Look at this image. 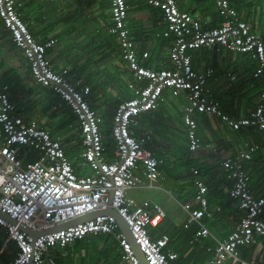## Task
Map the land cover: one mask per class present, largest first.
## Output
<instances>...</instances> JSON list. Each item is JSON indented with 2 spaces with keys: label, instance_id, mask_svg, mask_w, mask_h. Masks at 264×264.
<instances>
[{
  "label": "built area",
  "instance_id": "obj_1",
  "mask_svg": "<svg viewBox=\"0 0 264 264\" xmlns=\"http://www.w3.org/2000/svg\"><path fill=\"white\" fill-rule=\"evenodd\" d=\"M111 1L113 25L110 32L119 38L124 58L135 78L129 88L137 94L122 100L116 109L111 133L116 148L114 158L107 160L103 155L100 124L88 101L91 87L72 82L67 68L56 70L47 54L56 40H36L16 12L15 0H0V17L28 60L35 82L53 89L78 117L85 146L82 156L92 170L89 175H78L61 141L54 138L49 129L40 126L37 119L20 114L10 99L9 86H0V226L6 228L9 239L15 241L18 248L12 260L0 264H58L51 254L55 247L101 234H112L118 239L122 259L127 264H143L133 240L148 264H176L178 254L168 248L169 235L154 238L150 232L166 215L165 210L149 200L139 203L129 194L133 188L145 184L141 172L150 184L162 177L163 160L136 136L141 116L159 109L167 100L168 91L171 96L183 97V121L191 151L210 147L198 133V114L217 117L235 130L253 126L264 131V88L252 113L236 118L223 111L212 95L208 80L213 70L197 71L192 65V53L196 49L216 47L252 56L257 62L254 76L264 78V34L249 29L231 0H213L223 20L221 26L211 28H203L197 15L181 10L176 0H147L163 11L167 22V28L157 35L174 38L170 49L173 66L162 69L140 62L139 55L148 58L149 52H138L127 28V0ZM145 139H151L150 132ZM246 145L247 150L223 160V167L233 179L230 195L237 200L243 216L228 238L215 239V246L207 248L213 256L206 264H225L226 260H231L232 264H253L242 260L240 248L254 243L256 235L264 238V195L253 194L251 177L243 164L244 159L252 158L259 145L249 142ZM197 185L199 207L191 201L183 204L189 218L199 226L192 239L194 243L214 237L203 221L212 216L206 197L208 187L201 180ZM108 208L115 209L125 220L132 237L121 230L114 215L102 213ZM94 212L100 213L54 229Z\"/></svg>",
  "mask_w": 264,
  "mask_h": 264
},
{
  "label": "crops",
  "instance_id": "obj_2",
  "mask_svg": "<svg viewBox=\"0 0 264 264\" xmlns=\"http://www.w3.org/2000/svg\"><path fill=\"white\" fill-rule=\"evenodd\" d=\"M176 1L181 10L197 15L203 28L220 24V17L214 5L207 1ZM15 2L16 12L27 23L36 40L41 42L56 40L54 46L47 50L48 57L56 70L67 68L69 76L75 78L80 75L79 79L72 80L73 82L79 81L91 87L92 84L104 79L108 82L102 84L107 88V95L115 96L120 92L117 90L118 80H125L128 86L135 81L124 58L118 36L110 32L113 24L111 0H15ZM231 2L237 9L240 19L247 22L252 32L264 34V0ZM127 4V28L136 41L138 52L140 54L144 51L149 52L148 58L139 55L140 62L155 69L172 67L173 63L169 56L172 45L166 44V39L170 38L157 35L167 28L163 11L149 4L147 0H127ZM77 38L80 40L77 41ZM192 55L193 66L197 71L209 68L213 70L208 86L213 97L220 102L223 111L236 118L249 116L258 104L259 92L261 93L264 88V78L254 76L256 60L248 54L216 47L201 48ZM148 60L153 61L152 66L147 64ZM0 70L5 75L4 79L9 74L17 76L20 88L29 85L28 79L37 85L32 80L34 78L28 60L15 45L11 32L1 18ZM230 75L235 76V79L232 80ZM90 76L96 79L93 83L88 82ZM102 86L100 84L97 90L99 95ZM168 97L171 98L168 104L164 103L161 108L143 114L138 128L135 129L136 136L143 139L156 156L163 160L160 165L162 177L150 184L141 172L145 184L133 188L129 194L139 203L149 200L165 210L166 215L157 226L150 228V232L154 238L163 234L169 235L168 248L178 254L176 264H206L213 256L207 248L215 246V239L228 238L243 216L237 200L230 195L233 179L229 171L223 167V160L227 157H236L241 151L247 150L246 142L258 144L259 148L252 158L244 159L243 164L251 177L253 194L256 197L263 196L264 131L253 126L235 130L217 117L208 115L206 122V116L198 114V133L203 142L210 144V147L191 151L188 148L186 126L183 121L185 100L183 97H180L183 101L175 99L169 91ZM56 106L51 103L49 108H56L59 112L65 109L62 105ZM20 109L26 116L29 111L39 113L41 110L40 107L29 110V106H21ZM95 112L99 113L97 110ZM33 118L49 129L47 120L44 121L38 116ZM57 119L59 117L55 119L56 122ZM201 121L205 122L207 129L200 128ZM172 128L177 130L176 134L171 131ZM73 132L75 134V131ZM149 132L151 139H145ZM68 135L69 133L65 137ZM104 141L103 138V144ZM113 141H107L105 145L109 153L105 155L107 160L114 158L116 143ZM73 162H76L74 169L78 175L92 173L81 155L75 156ZM192 169H197L198 172L195 173ZM199 180L208 187L206 197L212 216L204 218L203 221L214 237H206L202 242L194 243L192 239L199 226L189 218L183 204L191 201L195 207H199V201L196 199ZM174 192L177 196L173 195ZM170 201H178V206L174 204L177 212L172 209ZM262 217L264 218V213ZM0 233L8 237L3 226H0ZM101 235H88L85 237L87 242L82 243L78 249L73 246L78 240L69 245L71 255L77 260H87L90 257L84 255V251L89 243L92 244V239L98 237L97 250L103 260H108L107 264H127L122 259V248L118 239L112 234ZM12 242L16 251L7 262L12 260L18 251L15 241ZM55 250L54 248L51 254L56 260ZM240 253L243 261L261 264L264 262V238L256 235L255 242L241 246ZM110 254L113 258L109 257ZM225 264H232V261L226 260Z\"/></svg>",
  "mask_w": 264,
  "mask_h": 264
},
{
  "label": "trees",
  "instance_id": "obj_3",
  "mask_svg": "<svg viewBox=\"0 0 264 264\" xmlns=\"http://www.w3.org/2000/svg\"><path fill=\"white\" fill-rule=\"evenodd\" d=\"M205 1L214 5V8H215V4H214L213 0H205ZM215 10L217 12L216 8H215ZM217 14L220 17V21H219L220 24H218V26H215V27L221 26L222 20H223L218 12H217ZM2 22H3V20H2ZM112 23H113V21H112ZM173 42H174V38H172V37L170 39H166V44L170 43L172 45ZM50 48H48V50ZM201 48H205V47H200V48L196 49L194 52H196L197 50H199ZM167 53H169V50H167ZM154 58H156V56H154ZM152 63H153L152 60H148V62H147V64L150 66H152ZM192 65H193V59H192ZM256 65H257V63H256ZM29 68H30V66H29ZM69 75H70V73H69ZM4 76L5 75L0 70V86L2 84H7L9 86L10 99L13 103L16 104V106L19 108V113L22 115H25L20 109L22 106L21 99L23 100L22 96L24 93H28L29 96L30 95L44 96L45 99H47V98L49 99V97H53V100H54L53 103L55 104V106L58 103L63 102L61 97L53 89L49 88L48 86H43L41 84H37L34 79H32V80L37 85L32 84L31 80H30L28 86H24V87L20 88L19 87V80H18L17 76L14 77L13 74H9L5 77V79H4ZM79 77H80V75L75 76V78L72 76H68V78L71 81L75 80V79H79ZM94 80H96V79L93 76H90L88 79V82L93 83ZM101 83H108V82H106L104 79H102L98 83L92 84L88 99L90 101V106L93 110H95V111L97 110L99 112V109L101 107H103V109H104V112L102 115L100 112L99 113L96 112V115H97L98 122L100 124V130H101L102 136L105 140L104 141L105 144L103 145V154L105 157V155H107V148L105 147L106 142H107L106 139H108L109 142L113 141V138L111 136V130H112V122H113L115 110L122 100L134 97L137 93L134 89L129 88L128 82H126L125 80H118L116 83H117V90L120 91L119 94L115 95V96L108 95L104 100H102L103 96H100L99 94H97V90L99 89V86ZM21 93H23V94H21ZM258 95H260V92ZM175 99L180 100L181 98L177 97ZM181 101H183V100L181 99ZM162 105L159 108H161ZM62 106L65 107V111L69 114L67 116V117H69V120L74 123L75 138L72 139L69 136H66L65 138L64 137L61 138V136L59 134L61 124L57 123L55 120L54 121L53 120L48 121V128L50 129L49 131L51 132V134L54 138H56V139L59 137L61 138V142H62V145H63L65 151H66V154L68 155L70 160L72 159V161H73V158L75 156H77V155L82 156L85 148L83 145V138L81 136V132H80V128H79V121H78L77 116L73 113L72 109L67 104H65L64 102H63ZM44 108H45L44 110L46 111L47 110L46 106ZM51 110L53 111L54 115H56V117H58V115L60 113H62V112L57 111L56 108H53ZM36 112L31 113L29 111L28 115L27 116L25 115V116L29 119H32L33 117H37V115L39 117L40 114L36 115ZM199 115L206 116L205 120L207 122V119H208L207 114H199ZM200 128L201 129H207L205 122H203V121L200 122ZM75 164H76V162H73L74 167H75ZM250 182H251V180H250ZM101 236H104V235H101ZM97 238H93L92 239L93 241L91 242L92 244L89 243V245L86 247V250L84 251V255L86 254L90 257L87 260H83V259L77 260L75 258V256L73 257L71 255V247L69 245L55 247V249H56L55 250L56 251L55 256H56L57 263H59V264H88V263L89 264H107L108 260H103L101 253L98 252V250H97L98 249L97 248L98 243L96 242ZM85 242H87V239L84 237L82 239H78L76 244H74L73 246L75 247V249H78L80 247V245L82 243H85ZM12 243H13L12 240H10L8 237H6L2 233H0V262H7L9 260V258L14 256V251H16V249L14 248L15 244L14 243L12 244ZM62 251H64L65 254H63ZM109 257L113 258L111 256V254L109 255ZM105 258H106V254H105Z\"/></svg>",
  "mask_w": 264,
  "mask_h": 264
},
{
  "label": "rangeland",
  "instance_id": "obj_4",
  "mask_svg": "<svg viewBox=\"0 0 264 264\" xmlns=\"http://www.w3.org/2000/svg\"><path fill=\"white\" fill-rule=\"evenodd\" d=\"M80 39L77 38V41H79ZM84 79V78H83ZM28 81H30V79H28ZM101 81V80H100ZM103 83H101L102 86ZM18 88V87H17ZM100 96L102 97V100H104L108 95H107V88L106 86H102L100 88ZM23 100L21 99V103L22 106L27 107L29 106V110H35L36 107H40L41 110H39L40 112L37 114H40L39 117H41L44 121H52L55 120L57 117L56 115H54L53 111L49 108L50 104L53 103V97H49V99H45L44 96H38V95H28V93H24L22 96ZM45 99V100H44ZM171 100L170 97L167 98V102L169 103ZM165 102V103H167ZM167 103V104H168ZM46 106V111L44 110ZM104 109L103 107H101L100 109V113L101 115L103 114ZM69 114L64 110H62V113H60L58 115L59 119H57V123L61 124V128L59 131L60 136L65 137V135L67 133H69V137L74 139L75 138V134L73 131H75V127H74V123L72 121L69 120V117H67ZM38 116V115H37ZM171 131L173 133H177V130L172 128ZM106 141H108V139H106ZM109 143V142H108ZM107 155H109V153H107ZM174 191V190H173ZM172 193V190H171ZM174 196H177V194L174 192L173 194ZM175 198V197H174ZM173 199V197H172ZM174 200V199H173ZM178 202V201H177ZM176 201H170V204H172V209L175 210L177 212V208L175 207L178 206ZM175 204V205H174ZM187 216V215H186Z\"/></svg>",
  "mask_w": 264,
  "mask_h": 264
},
{
  "label": "water",
  "instance_id": "obj_5",
  "mask_svg": "<svg viewBox=\"0 0 264 264\" xmlns=\"http://www.w3.org/2000/svg\"><path fill=\"white\" fill-rule=\"evenodd\" d=\"M98 213H100V212H94V213H91V214H88V215L82 216V217H80V218H78V219H76V220H73V221H71V222H69V223H66V224H63V225H61V226H58V227H56V228H54V229L61 228V227H63V226H67V225H70L71 223H75V222H78V221H81V220L89 219V218H91L93 215H96V214H98ZM102 213H111L112 215H114L115 218L117 219V221L119 222V226H120L121 230H122L124 233H126L128 236L132 237L131 232H130V229H129L127 223H126L125 220H124V219H123V218L117 213V211H116L115 209H113V208H108V209L102 211ZM8 219H9L11 222H15V220L12 219L11 217H8ZM21 227H22L24 230L28 231L29 233H32V234H36V235H38V233H33L32 231H30L29 229H27L25 226H21ZM52 230H53V229H52ZM133 244H134V247H135V249H136V251H137V254H138V256L140 257L142 263H143V264H148V263L146 262V260H145L144 255L142 254L141 250L139 249V247L137 246V244L135 243L134 240H133Z\"/></svg>",
  "mask_w": 264,
  "mask_h": 264
},
{
  "label": "clouds",
  "instance_id": "obj_6",
  "mask_svg": "<svg viewBox=\"0 0 264 264\" xmlns=\"http://www.w3.org/2000/svg\"><path fill=\"white\" fill-rule=\"evenodd\" d=\"M172 97H174V98H177V97H175V96H172ZM125 100V99H124ZM165 102H167V100L165 101ZM164 102V103H165ZM78 118V117H77ZM79 128H80V124H79ZM80 132H81V128H80ZM81 136H82V133H81ZM57 139H59V138H57ZM60 141H61V139H59ZM62 143V142H61ZM83 145H84V143H83ZM104 145V144H103ZM84 148H85V146H84ZM104 155V154H103ZM83 157V156H82Z\"/></svg>",
  "mask_w": 264,
  "mask_h": 264
}]
</instances>
